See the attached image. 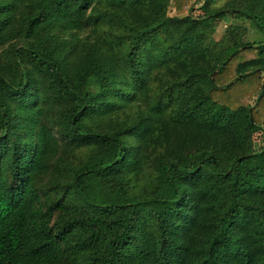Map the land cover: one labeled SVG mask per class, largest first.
<instances>
[{"label": "trees", "instance_id": "obj_1", "mask_svg": "<svg viewBox=\"0 0 264 264\" xmlns=\"http://www.w3.org/2000/svg\"><path fill=\"white\" fill-rule=\"evenodd\" d=\"M0 264H264V0H0Z\"/></svg>", "mask_w": 264, "mask_h": 264}, {"label": "rangeland", "instance_id": "obj_2", "mask_svg": "<svg viewBox=\"0 0 264 264\" xmlns=\"http://www.w3.org/2000/svg\"><path fill=\"white\" fill-rule=\"evenodd\" d=\"M228 23H229V20H228V19L223 21V24H222V26H221V28H220V32H222V31L225 29V26H226ZM248 23H249V22H248ZM249 24H250V23H249Z\"/></svg>", "mask_w": 264, "mask_h": 264}]
</instances>
